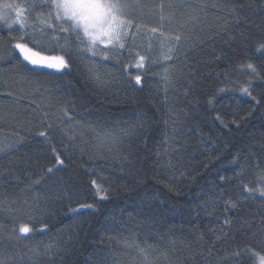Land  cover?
<instances>
[{
  "label": "trees",
  "instance_id": "obj_1",
  "mask_svg": "<svg viewBox=\"0 0 264 264\" xmlns=\"http://www.w3.org/2000/svg\"><path fill=\"white\" fill-rule=\"evenodd\" d=\"M131 2L140 27L126 48L104 60L73 47L63 71L21 62L11 48L19 33L0 22V257L9 264H248L232 254L264 248V197L240 188L264 176V0ZM29 23H39L35 12ZM161 32L182 36L172 59ZM229 202L238 208L226 211ZM79 204L93 208L73 212ZM28 213L34 231L24 237Z\"/></svg>",
  "mask_w": 264,
  "mask_h": 264
},
{
  "label": "snow or ice",
  "instance_id": "obj_2",
  "mask_svg": "<svg viewBox=\"0 0 264 264\" xmlns=\"http://www.w3.org/2000/svg\"><path fill=\"white\" fill-rule=\"evenodd\" d=\"M140 7L138 3L131 2V0H32V3L28 5L0 0V22L9 31L15 30L19 33L13 37L14 42L11 48L14 53L18 54L21 62H26L33 68L63 71L70 68L73 47L81 55L84 53H90L92 57L100 55L104 60L110 58V52L125 49L126 41L130 34H133L132 30L134 28L139 30L140 26L133 22V14ZM33 12L36 13L39 23L30 25L29 17ZM30 27L31 31L28 30ZM150 31L155 34L157 28L154 27ZM50 33L54 35H50ZM160 35L164 37L163 32ZM61 38L64 40L62 45L59 43ZM181 41L182 36L179 34L164 37V45H162L165 47L162 52L164 59L173 58L172 54L179 50ZM173 42L175 43L173 44ZM57 46L62 54H52L56 51ZM258 52L264 54V43L260 45ZM12 58L14 57H9V59ZM145 60V55L136 53L134 66L137 69H143ZM246 67L252 74L259 76L256 65L249 63ZM260 67H264V65ZM133 79L136 85H142L140 74L135 75ZM240 91L256 104H260V100H257L253 95L250 87H241ZM213 102L209 101L210 104ZM63 115L67 117L68 112L65 110ZM216 119L220 120L221 117L217 115ZM46 127L51 128V125H46ZM38 136L47 138L48 133L40 131ZM52 152L55 154L56 164L62 166L64 159H61V153L55 147H52ZM47 172L51 174L53 168H48ZM220 180L223 182L225 177L221 176ZM259 183L261 185L259 187H249L241 180V195L247 193L248 196L258 194L260 197H264V176L261 177ZM91 184L99 200L108 199V193L101 185H98L95 180ZM92 208V204H79V207L73 209V212L78 213L81 209ZM237 208L238 202H229L225 205L226 211H234ZM27 215L29 220L20 222L18 228V232L24 237H28L34 231V218L31 213ZM12 222L15 224L18 220L13 219ZM224 223H230L227 217H225ZM245 258L248 264H264V248L254 245L245 246L243 251L237 250L231 256V259L238 262L244 261ZM0 264H9L8 257H0Z\"/></svg>",
  "mask_w": 264,
  "mask_h": 264
},
{
  "label": "rangeland",
  "instance_id": "obj_3",
  "mask_svg": "<svg viewBox=\"0 0 264 264\" xmlns=\"http://www.w3.org/2000/svg\"><path fill=\"white\" fill-rule=\"evenodd\" d=\"M13 15H14V13H13ZM102 47V46H101ZM51 70H55V69H51Z\"/></svg>",
  "mask_w": 264,
  "mask_h": 264
}]
</instances>
